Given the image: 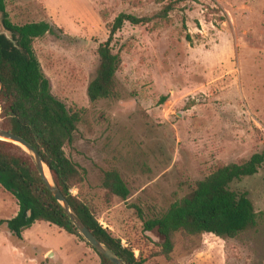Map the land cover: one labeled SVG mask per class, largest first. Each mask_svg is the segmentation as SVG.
Returning a JSON list of instances; mask_svg holds the SVG:
<instances>
[{
	"label": "rangeland",
	"instance_id": "374dc122",
	"mask_svg": "<svg viewBox=\"0 0 264 264\" xmlns=\"http://www.w3.org/2000/svg\"><path fill=\"white\" fill-rule=\"evenodd\" d=\"M171 1L12 0L7 9L14 23L47 20L64 31L36 39L34 48L53 93L87 110L66 149L87 170L71 192L103 227L146 264H264V165L232 184L249 193L261 215L236 238L179 232L166 257L136 210L165 211L218 164L242 162L264 148V0H200L182 3L165 21L126 22L114 40L123 59L121 98L89 100L98 47L117 15H153ZM111 164L132 191L127 200L106 198L102 179ZM18 211L17 198L0 185V220ZM23 237L0 226V264H101L85 238L48 222H35Z\"/></svg>",
	"mask_w": 264,
	"mask_h": 264
},
{
	"label": "trees",
	"instance_id": "16d2710c",
	"mask_svg": "<svg viewBox=\"0 0 264 264\" xmlns=\"http://www.w3.org/2000/svg\"><path fill=\"white\" fill-rule=\"evenodd\" d=\"M9 1L12 0H0V14L17 45L0 34V127L25 138L39 151L62 193L99 239L128 263L146 264L142 255H137L135 249L124 245L122 239L103 227L85 199L71 192L74 187L81 188L87 178V170L74 161L66 149L74 146L78 125L85 120L87 110L71 108L53 93L51 80L34 48L36 39L47 34L59 38L57 31L63 33V29L47 20L14 23L7 9ZM199 1H171L153 15L120 12L111 24L108 39L98 47V64L87 88L89 100L95 103L102 99L121 98L118 73L123 59L121 53L115 51L114 40L126 22L146 25L165 21L182 3L187 5ZM263 165L264 148L242 162L218 164L206 177L197 180L187 195L178 197L165 211L159 212L154 207L147 213L137 206L145 234L161 247L160 254L169 257L174 251L175 235L179 232L189 236L210 233L226 239L236 238L242 232L255 228L259 224L260 213L255 210L249 193L234 190L232 184L257 174ZM0 185L18 200L17 215L0 220V226L6 224L15 237L23 239L24 232L39 221L56 225L85 240L43 181L31 156L21 146L1 139ZM102 187L110 201L115 197L127 200L132 194L115 164L104 170ZM156 238L158 241L155 242ZM95 251L101 258V264H115Z\"/></svg>",
	"mask_w": 264,
	"mask_h": 264
},
{
	"label": "water",
	"instance_id": "95a60500",
	"mask_svg": "<svg viewBox=\"0 0 264 264\" xmlns=\"http://www.w3.org/2000/svg\"><path fill=\"white\" fill-rule=\"evenodd\" d=\"M0 34L5 35L8 40L12 41L15 45H17L16 40L13 37V33L6 28L2 21V15L0 14ZM2 88V79L0 77V90ZM0 139L6 140L9 142H13L19 146H21L32 158L35 165L37 166L43 181L55 197V199L58 201V203L61 205V207L64 209V211L67 213V215L70 217L73 224L77 227L80 234L91 244V246L94 247L98 252L105 255L108 259H110L115 264H130L127 261H125L122 257H120L112 248H110L105 242H103L101 239H99L83 222L75 208L72 206V204L69 202L67 197L62 193L61 189L59 188L58 184L55 182L52 173L45 163L44 159L42 158L39 151L25 138L12 133L11 131H8L2 127H0ZM48 168L49 175L46 174L45 168Z\"/></svg>",
	"mask_w": 264,
	"mask_h": 264
},
{
	"label": "bare ground",
	"instance_id": "6f19581e",
	"mask_svg": "<svg viewBox=\"0 0 264 264\" xmlns=\"http://www.w3.org/2000/svg\"><path fill=\"white\" fill-rule=\"evenodd\" d=\"M45 171H46V174L49 175V171L47 167L45 168Z\"/></svg>",
	"mask_w": 264,
	"mask_h": 264
},
{
	"label": "built area",
	"instance_id": "2783aa9c",
	"mask_svg": "<svg viewBox=\"0 0 264 264\" xmlns=\"http://www.w3.org/2000/svg\"><path fill=\"white\" fill-rule=\"evenodd\" d=\"M124 245H126V244L124 243Z\"/></svg>",
	"mask_w": 264,
	"mask_h": 264
},
{
	"label": "crops",
	"instance_id": "0c3cea01",
	"mask_svg": "<svg viewBox=\"0 0 264 264\" xmlns=\"http://www.w3.org/2000/svg\"><path fill=\"white\" fill-rule=\"evenodd\" d=\"M39 222V221H38Z\"/></svg>",
	"mask_w": 264,
	"mask_h": 264
}]
</instances>
